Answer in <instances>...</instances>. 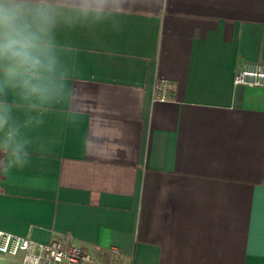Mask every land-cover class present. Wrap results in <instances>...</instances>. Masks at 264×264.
<instances>
[{"label": "crops", "instance_id": "obj_1", "mask_svg": "<svg viewBox=\"0 0 264 264\" xmlns=\"http://www.w3.org/2000/svg\"><path fill=\"white\" fill-rule=\"evenodd\" d=\"M123 13L57 28L64 93L16 110L32 155L0 170V229L68 233L83 264H264V87L233 84L264 62V0H126Z\"/></svg>", "mask_w": 264, "mask_h": 264}, {"label": "clouds", "instance_id": "obj_2", "mask_svg": "<svg viewBox=\"0 0 264 264\" xmlns=\"http://www.w3.org/2000/svg\"><path fill=\"white\" fill-rule=\"evenodd\" d=\"M114 0H0V170L24 168L31 141L16 119V110L42 111L63 96L66 73L55 35L61 25L118 24L123 4ZM12 95L17 99L9 102ZM42 124V118L28 116Z\"/></svg>", "mask_w": 264, "mask_h": 264}, {"label": "built area", "instance_id": "obj_3", "mask_svg": "<svg viewBox=\"0 0 264 264\" xmlns=\"http://www.w3.org/2000/svg\"><path fill=\"white\" fill-rule=\"evenodd\" d=\"M233 84L264 87V62H244L234 75ZM155 90L156 98L166 99L169 94L167 81L159 79ZM70 237L66 233L45 243L0 229V256H20V264H83L91 261L86 247L70 242Z\"/></svg>", "mask_w": 264, "mask_h": 264}, {"label": "rangeland", "instance_id": "obj_4", "mask_svg": "<svg viewBox=\"0 0 264 264\" xmlns=\"http://www.w3.org/2000/svg\"><path fill=\"white\" fill-rule=\"evenodd\" d=\"M0 264H16L15 262H4L0 257Z\"/></svg>", "mask_w": 264, "mask_h": 264}]
</instances>
